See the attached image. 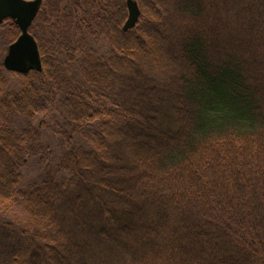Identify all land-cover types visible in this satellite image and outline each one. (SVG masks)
Listing matches in <instances>:
<instances>
[{
  "label": "trees",
  "instance_id": "1",
  "mask_svg": "<svg viewBox=\"0 0 264 264\" xmlns=\"http://www.w3.org/2000/svg\"><path fill=\"white\" fill-rule=\"evenodd\" d=\"M137 1L43 0L42 71L0 59V264H264V0Z\"/></svg>",
  "mask_w": 264,
  "mask_h": 264
},
{
  "label": "water",
  "instance_id": "2",
  "mask_svg": "<svg viewBox=\"0 0 264 264\" xmlns=\"http://www.w3.org/2000/svg\"><path fill=\"white\" fill-rule=\"evenodd\" d=\"M43 0H0V24L11 18L20 28L18 38L10 44L3 64L8 71L26 74L32 70L42 71L43 63L38 42L30 32ZM128 17L123 30L135 27L141 15L137 0H126Z\"/></svg>",
  "mask_w": 264,
  "mask_h": 264
},
{
  "label": "rangeland",
  "instance_id": "3",
  "mask_svg": "<svg viewBox=\"0 0 264 264\" xmlns=\"http://www.w3.org/2000/svg\"><path fill=\"white\" fill-rule=\"evenodd\" d=\"M5 23V22H4ZM2 23V24H4ZM0 24V25H2ZM9 28L10 27H5V28H0V33L1 34H4L5 31L8 29L9 31ZM8 49H9V44L6 43V40L4 41L2 38H0V59L3 61L6 54L8 53ZM40 120V119H39ZM48 121V120H47ZM43 127V131L45 132L46 135L49 134V129L45 126H42ZM50 137V138H49ZM48 137V142L52 143L53 147L55 146L56 144V141L53 140L54 136L50 134V136Z\"/></svg>",
  "mask_w": 264,
  "mask_h": 264
}]
</instances>
